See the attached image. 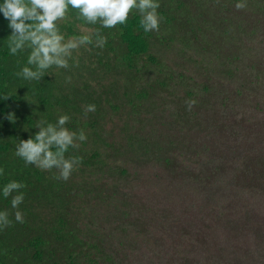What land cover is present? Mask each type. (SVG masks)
Returning a JSON list of instances; mask_svg holds the SVG:
<instances>
[{
  "label": "trees",
  "instance_id": "16d2710c",
  "mask_svg": "<svg viewBox=\"0 0 264 264\" xmlns=\"http://www.w3.org/2000/svg\"><path fill=\"white\" fill-rule=\"evenodd\" d=\"M158 2L163 19L149 33L136 10L109 29L69 7L63 32L99 29L107 43L82 46L69 71L53 66L31 81L17 75L32 67L31 49L11 54L0 12V211L12 221L0 229V264H264L261 1ZM204 94L215 118L236 116L222 123V142L185 115L194 99L198 119ZM61 115L87 136L66 153L83 158L67 181L15 155L41 119ZM11 181L26 187L5 198Z\"/></svg>",
  "mask_w": 264,
  "mask_h": 264
},
{
  "label": "clouds",
  "instance_id": "9594fccd",
  "mask_svg": "<svg viewBox=\"0 0 264 264\" xmlns=\"http://www.w3.org/2000/svg\"><path fill=\"white\" fill-rule=\"evenodd\" d=\"M261 1V11L257 16L264 21V0ZM219 3V0H217ZM158 0H4L0 4V12L6 20L5 38L9 41V48L12 55L23 50L27 45L31 49L28 57V65L18 76L26 80H40L45 72L53 66L63 68V72L69 71L71 66L79 63V58L73 51H78L82 46L95 43L98 48H103L107 43V38L102 36L99 29L83 28L80 36L67 35L61 26L68 20L69 7L78 12L77 19H83L87 24L99 23L103 28H115L117 25L125 24L133 10L140 14V26L145 33L159 31L163 17L158 13L160 8ZM245 2L235 4L237 10L246 8ZM8 20V21H7ZM264 29V27H263ZM95 35V41H93ZM71 78H68L70 82ZM206 94L199 99L198 119L192 108L197 103L196 100L186 101L188 111L185 115L189 119L198 121L200 126L205 123V127L212 130L210 141L222 142L229 135V129L222 126L226 119H235V114L231 109L229 115L219 113L215 118L213 111L206 104L201 103ZM4 99H8L5 96ZM95 111V105L85 107V116L88 112ZM185 115L181 121L182 126H186ZM14 121V114L8 116ZM68 115H61L56 123H49L41 119L37 128L39 131L34 137L27 140H20L16 146L15 155L23 159L27 164H33L41 170L51 171L56 169L57 180L67 181L74 170L78 169L83 158L79 156H66L69 149H78L79 143L87 140L83 129L79 132L69 130L65 125L69 122ZM194 134V132H193ZM195 138L198 136L194 134ZM4 170L0 168V175ZM26 187L23 183L11 181L3 188V196L9 197L13 192H19ZM24 195L20 193L12 198L13 208L23 202ZM17 222L23 223V214L15 212ZM12 221L9 219L7 211H0V229L7 228Z\"/></svg>",
  "mask_w": 264,
  "mask_h": 264
},
{
  "label": "rangeland",
  "instance_id": "374dc122",
  "mask_svg": "<svg viewBox=\"0 0 264 264\" xmlns=\"http://www.w3.org/2000/svg\"><path fill=\"white\" fill-rule=\"evenodd\" d=\"M24 50H26V47L23 49V50H20V51H24ZM59 71H62L63 72V68H59ZM252 107H254V106H252ZM263 108V107H262ZM262 111V110H261ZM264 112V111H263ZM262 112V113H263Z\"/></svg>",
  "mask_w": 264,
  "mask_h": 264
}]
</instances>
